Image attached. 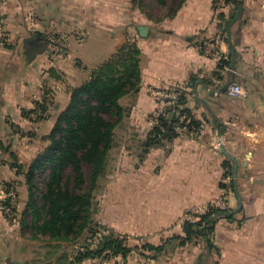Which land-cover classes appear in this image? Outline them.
<instances>
[{"label": "crops", "instance_id": "0c3cea01", "mask_svg": "<svg viewBox=\"0 0 264 264\" xmlns=\"http://www.w3.org/2000/svg\"><path fill=\"white\" fill-rule=\"evenodd\" d=\"M216 1L2 0L0 200L14 190L15 212L10 218L0 211V264L39 261L41 238L31 239L22 227L24 173L48 144L72 89L126 43L139 50L140 84L119 99L123 114L93 193L92 215L105 187L100 225L131 246H157L182 236L187 213L226 190L232 218H217L211 249L202 239L185 246L172 240L156 258L133 251L124 264H264V0H237L238 6L217 11ZM231 83L241 85V97L226 93ZM153 89L181 93L182 108L196 124L192 137L149 144L161 105ZM110 157L117 160L112 173ZM226 162L237 164L235 183L232 172L224 176ZM44 253L50 264L48 247Z\"/></svg>", "mask_w": 264, "mask_h": 264}, {"label": "trees", "instance_id": "16d2710c", "mask_svg": "<svg viewBox=\"0 0 264 264\" xmlns=\"http://www.w3.org/2000/svg\"><path fill=\"white\" fill-rule=\"evenodd\" d=\"M156 1L162 5L165 3V0ZM225 2L238 6L237 0ZM139 84V50L135 44L126 43L108 61L92 70L86 82L72 89L69 105L59 115L47 138L48 144L26 168L24 177L28 197L22 213V227L33 240L45 238L49 243L74 245V255L66 264H79L87 259L108 261L115 257L125 260L133 251L142 255L148 251L151 254L145 257L156 258L166 251L172 240L185 246L202 239L211 249V235L217 218H232L228 212L210 209L196 222L185 220L182 236H172L157 246H131L125 236H118L93 223V193L106 169L114 129L123 114L119 99L136 91ZM183 101L181 95L178 100L180 108L174 111L170 107L168 110H173V117L160 118L159 126L151 129L149 144L170 141L179 135L174 131L177 114L189 116L182 108ZM39 107L40 111L44 110L43 106ZM195 126L192 119L186 124L190 132L195 131ZM224 169V176H231L229 162L224 163ZM229 188L233 190L232 182ZM3 202L15 212L9 199ZM81 238L82 243H79Z\"/></svg>", "mask_w": 264, "mask_h": 264}, {"label": "built area", "instance_id": "2783aa9c", "mask_svg": "<svg viewBox=\"0 0 264 264\" xmlns=\"http://www.w3.org/2000/svg\"><path fill=\"white\" fill-rule=\"evenodd\" d=\"M2 0H0L1 4ZM229 4V3H228ZM228 4H226L225 0H217L214 3V6L217 10H222L224 7H226ZM6 42V32L4 29V24L2 17L0 15V46H2ZM226 93L232 97V98H238L243 95V88L241 85L237 83H231L226 88ZM150 95L152 98H154L157 102H160L161 105L159 106L156 114L151 120L152 128L159 126L160 118H168L169 115H172L173 117V110L176 111L179 109L178 100L181 96V93L177 90H169V89H153L150 91ZM173 108L171 112H169V108ZM191 121L189 116L183 114H177V121L174 124V131L178 133L179 135H186L187 137H192L193 132H190L186 128V124H188ZM161 128V127H160ZM219 146V144H217ZM15 198V192L12 189L7 190L6 196L4 200H8L13 205V201ZM4 200L0 202V211L10 218H13L14 212L10 205H5ZM210 209H218L222 212H228L229 211V205L226 200V190H222L220 196L216 198L214 201L207 203L201 207L194 208L191 210V212H188L185 218L182 220V223L186 221L196 222L199 218V216H202L209 212ZM195 241V240H194ZM112 260V259H111ZM117 262V264H123V259L115 257L113 258ZM120 261V262H119Z\"/></svg>", "mask_w": 264, "mask_h": 264}, {"label": "rangeland", "instance_id": "374dc122", "mask_svg": "<svg viewBox=\"0 0 264 264\" xmlns=\"http://www.w3.org/2000/svg\"><path fill=\"white\" fill-rule=\"evenodd\" d=\"M116 162H117V160H115V159H113V157L111 158L110 157V159H109V163H108V168H110V170H109V173H112L113 171H115L114 169H113V167H114V165L116 164ZM24 170V169H23ZM117 172V171H116ZM111 175H113V174H111ZM106 176H110V175H106ZM103 187V186H102ZM104 190H106L105 189V187H103L102 188V190H98V194L96 195V198H95V207L94 208H96L97 209V213L95 214L94 213V216L92 215V221H93V223H95V224H101L100 222H101V220H102V218H106V217H102V211H101V209H100V206H102V204H103V196H102V193H103V191ZM4 200V199H3ZM0 202H2V200H0ZM92 213V212H91ZM95 219H96V221H95ZM99 221H98V220ZM107 219H109V217H107ZM110 231V230H109ZM110 232H112V231H110ZM112 233H114V232H112ZM114 234H116V233H114ZM118 236H122V235H119L118 234ZM26 238H28V235H26ZM134 240H136L137 242H139V240H137V238L136 239H134ZM47 239H43V238H41L38 242H37V248L40 250L39 252H37L36 253V255H37V257H36V260H38L39 258L38 257H40V259H39V261H35V263L34 264H47L46 263V261L43 259V256L42 255H44L45 253L44 252H46V249H47V247H48V249H49V253H51L52 254V262L50 263V264H57V262L56 261H59V259L61 258V262H63V260H64V262H68V260L74 255V245H72L71 243H62V244H58V247H56V248H54L56 245H47ZM79 243H82V238L80 239V242ZM142 244L140 243L139 244V246H141ZM47 246V247H46ZM43 247V248H42ZM145 251V250H144ZM48 252V251H47ZM54 253H55V258H54ZM149 254H151V253H149L148 251H145V254H143V256L144 255H149ZM141 255H142V253H141ZM58 257V258H57ZM67 258V260H65V259H63V258ZM33 258H35V255H34V253H33ZM57 258V259H56ZM112 261H114L115 262V264H117V262L115 261V260H113L112 259ZM120 262V261H119ZM125 262L123 261V264H124ZM121 264V263H120Z\"/></svg>", "mask_w": 264, "mask_h": 264}, {"label": "water", "instance_id": "95a60500", "mask_svg": "<svg viewBox=\"0 0 264 264\" xmlns=\"http://www.w3.org/2000/svg\"><path fill=\"white\" fill-rule=\"evenodd\" d=\"M138 30H139L141 36L145 35V32H146L145 29L138 28ZM171 118H172V115H169V119H171ZM236 176H237V164L234 162V165L232 167V178H233L234 183H235Z\"/></svg>", "mask_w": 264, "mask_h": 264}]
</instances>
